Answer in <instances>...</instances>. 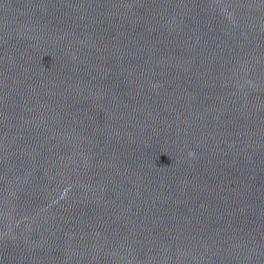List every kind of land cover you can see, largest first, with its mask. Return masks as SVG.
Segmentation results:
<instances>
[{
  "label": "water",
  "instance_id": "1",
  "mask_svg": "<svg viewBox=\"0 0 264 264\" xmlns=\"http://www.w3.org/2000/svg\"><path fill=\"white\" fill-rule=\"evenodd\" d=\"M0 264H264V0H0Z\"/></svg>",
  "mask_w": 264,
  "mask_h": 264
}]
</instances>
